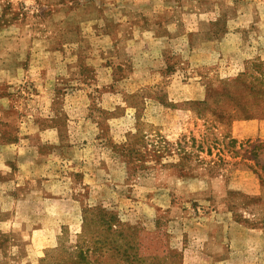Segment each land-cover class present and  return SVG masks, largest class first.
<instances>
[{"label": "rangeland", "instance_id": "obj_1", "mask_svg": "<svg viewBox=\"0 0 264 264\" xmlns=\"http://www.w3.org/2000/svg\"><path fill=\"white\" fill-rule=\"evenodd\" d=\"M263 84L264 0H0V264H264Z\"/></svg>", "mask_w": 264, "mask_h": 264}, {"label": "trees", "instance_id": "obj_2", "mask_svg": "<svg viewBox=\"0 0 264 264\" xmlns=\"http://www.w3.org/2000/svg\"><path fill=\"white\" fill-rule=\"evenodd\" d=\"M260 83L262 84V82ZM91 212L96 213L103 220L106 219V221H104L102 224L100 223V220L98 221L100 223V227L104 228L105 231L111 232L112 227L113 229L115 228V232L119 230L117 229V226H114V220L111 217V214H108L99 209H94ZM86 213L88 212H85L83 215H85ZM126 230H128L127 233H125ZM96 234L99 233H95V235ZM87 236L88 232L84 231L83 234L79 236V239L81 240L80 243H78L74 247V251L67 256H65V254H67V251H64L65 249L61 245L59 249L55 250V252L57 253V257H52L54 259H51V261L54 262L57 258L58 262L56 264H93L95 261L91 262L88 259V250H84L83 246L88 242L85 239ZM116 237L117 240L101 241L100 236H95V240L92 243L97 244L98 251L102 252L103 254L102 257L104 256V249L118 255L121 247H123L122 253H119L121 258H118V260L122 262V264H176L178 262V259L181 260L179 256V258H176L177 255H175L172 251L167 250V248L159 247L157 243L152 242L150 239H147V237L141 239L137 234H135V229L133 227L122 228V232ZM122 240L125 241L122 242ZM105 247H107L108 249H106ZM145 248L146 250H150L149 256H144L145 254H143L142 250Z\"/></svg>", "mask_w": 264, "mask_h": 264}, {"label": "crops", "instance_id": "obj_3", "mask_svg": "<svg viewBox=\"0 0 264 264\" xmlns=\"http://www.w3.org/2000/svg\"><path fill=\"white\" fill-rule=\"evenodd\" d=\"M248 179H250V178H248ZM248 184H240L239 186H234L235 185V183L234 182H230V184L229 185H231V190L233 189V191H241V190H253V192H255V191H257V193H258V189L257 188H254V187H256V185L254 184V180H252V178H251V180H249V182H247ZM255 230V229H254ZM238 234H235V236L234 235H232L231 236V239H230V242L231 243H234L235 245L238 243V244H241V245H239L240 247L239 248H241V247H244V246H247L248 245V243H249V241H248V238L247 237H238V239L236 238V236H237ZM213 241H215V243L217 242V239H212ZM214 246H216L217 247V245H214ZM214 248V249H217V248ZM222 247L221 248H219L218 250H216L215 252H211L210 254H207V258L209 259V260H213L215 257H219V256H221V253H222ZM237 249V248H236ZM209 264H211L210 262H209Z\"/></svg>", "mask_w": 264, "mask_h": 264}]
</instances>
